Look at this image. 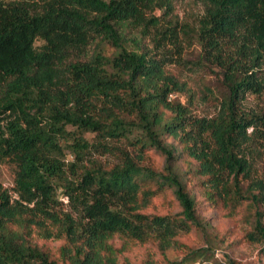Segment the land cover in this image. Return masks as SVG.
Returning a JSON list of instances; mask_svg holds the SVG:
<instances>
[{
    "label": "trees",
    "instance_id": "trees-1",
    "mask_svg": "<svg viewBox=\"0 0 264 264\" xmlns=\"http://www.w3.org/2000/svg\"><path fill=\"white\" fill-rule=\"evenodd\" d=\"M197 1L193 26L174 0H0V264H220L168 256L215 236L206 208L264 251V0ZM192 46L203 101L170 69Z\"/></svg>",
    "mask_w": 264,
    "mask_h": 264
},
{
    "label": "rangeland",
    "instance_id": "rangeland-1",
    "mask_svg": "<svg viewBox=\"0 0 264 264\" xmlns=\"http://www.w3.org/2000/svg\"><path fill=\"white\" fill-rule=\"evenodd\" d=\"M175 14L181 22L193 25L196 23V18L201 11V5L197 0H174ZM145 43H149V39H145ZM190 51L186 54L185 63L171 66V71L178 75L181 79L186 80L193 90L198 94L199 101H203L202 91L204 84L207 83L215 88L220 84L216 74L211 71H206L202 68H197L193 65V61L197 58V46L190 47ZM184 98V97H183ZM208 108H212L214 103L210 102ZM92 136V135H89ZM107 162L115 160L112 156L101 157ZM161 161V158L159 157ZM14 168L8 162H0V181L7 188L12 189L14 186ZM166 198H157L148 208V212L163 213L170 210V207L165 203ZM173 207L176 209V203ZM205 208V207H204ZM204 215L208 218L215 228V236H209L201 233L198 230H193L190 233L183 234L180 238L186 247L175 248L168 251V256L171 258H179L185 256L187 250L202 248L207 246L208 239L212 240V245L216 248L215 256L211 254L213 261L220 264H227L228 255L242 263L264 264V251L261 244H253L247 242L243 238L244 224L240 219L228 218L223 212H216L211 208H206ZM147 250H151L158 264H164L165 258L155 249L154 246H138L129 254L133 261H141ZM197 260H203L202 257ZM187 264V263H184ZM196 264V263H195Z\"/></svg>",
    "mask_w": 264,
    "mask_h": 264
},
{
    "label": "built area",
    "instance_id": "built-area-1",
    "mask_svg": "<svg viewBox=\"0 0 264 264\" xmlns=\"http://www.w3.org/2000/svg\"><path fill=\"white\" fill-rule=\"evenodd\" d=\"M196 264H199V263H196Z\"/></svg>",
    "mask_w": 264,
    "mask_h": 264
}]
</instances>
